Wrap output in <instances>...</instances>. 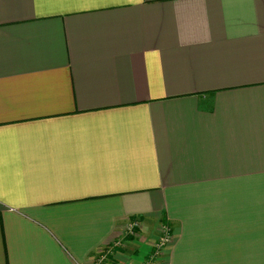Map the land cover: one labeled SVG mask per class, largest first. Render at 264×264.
<instances>
[{
  "label": "crops",
  "instance_id": "crops-1",
  "mask_svg": "<svg viewBox=\"0 0 264 264\" xmlns=\"http://www.w3.org/2000/svg\"><path fill=\"white\" fill-rule=\"evenodd\" d=\"M163 225L157 264H264V0H0V264Z\"/></svg>",
  "mask_w": 264,
  "mask_h": 264
},
{
  "label": "built area",
  "instance_id": "built-area-1",
  "mask_svg": "<svg viewBox=\"0 0 264 264\" xmlns=\"http://www.w3.org/2000/svg\"><path fill=\"white\" fill-rule=\"evenodd\" d=\"M141 223L138 218L129 219L123 226V233L126 235H134L137 233V229L140 227ZM172 234L170 228L167 225H163L160 234L153 243L152 251L149 256L141 264H157L160 259L164 248L171 242ZM120 242L117 241L116 244ZM104 255H100L96 258L93 264H102Z\"/></svg>",
  "mask_w": 264,
  "mask_h": 264
}]
</instances>
